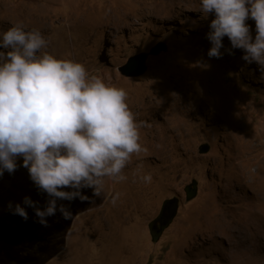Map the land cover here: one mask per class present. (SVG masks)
Here are the masks:
<instances>
[{"label": "rangeland", "instance_id": "obj_1", "mask_svg": "<svg viewBox=\"0 0 264 264\" xmlns=\"http://www.w3.org/2000/svg\"><path fill=\"white\" fill-rule=\"evenodd\" d=\"M213 18L199 0H0V34L18 23L38 29L46 51L127 91L147 149L133 154L126 181L58 199L71 216L57 210L47 226L23 201L44 210L51 197L18 158L0 176V264H264V71L227 37L222 57H208ZM246 23L254 38L255 22ZM144 53L145 74H121ZM147 173L151 183L139 179ZM174 198L177 214L156 224L154 239L150 226ZM17 204L27 220L13 214Z\"/></svg>", "mask_w": 264, "mask_h": 264}, {"label": "clouds", "instance_id": "obj_2", "mask_svg": "<svg viewBox=\"0 0 264 264\" xmlns=\"http://www.w3.org/2000/svg\"><path fill=\"white\" fill-rule=\"evenodd\" d=\"M202 14H212L206 38L208 57L221 58L222 40L245 53L264 71V0H199ZM249 19L255 22L251 35ZM48 41L38 29L22 23L0 34V176L17 169V159L35 186L51 199L44 210L28 197L23 203L35 210L38 222L57 210L71 214L59 200H86L82 189L100 195L105 178L124 182V169L133 154L147 151L140 143L143 122L137 120L125 89L90 74L84 64L59 59L46 51ZM207 67V66H205ZM139 179L151 183L150 173ZM69 188L73 191H64ZM119 193L112 198L115 204ZM8 207L11 209L12 205ZM13 214L27 220L19 204ZM47 264H61L53 256Z\"/></svg>", "mask_w": 264, "mask_h": 264}, {"label": "water", "instance_id": "obj_3", "mask_svg": "<svg viewBox=\"0 0 264 264\" xmlns=\"http://www.w3.org/2000/svg\"><path fill=\"white\" fill-rule=\"evenodd\" d=\"M166 51V47L160 46L154 49L151 52V55H158L161 52ZM148 55L143 54L141 56H137L135 58H132L128 64L120 68V72L122 75L126 77H138L146 73L147 67H146V59ZM194 189H191V186H189L186 190V201L189 202L191 199L196 197L197 195V184L194 182ZM179 206V200L177 198L168 200L164 203L161 211V219H163V227H166L176 216L177 210ZM151 228V234L152 237L155 238L160 233V229L157 228L155 223L150 226ZM162 228V227H161Z\"/></svg>", "mask_w": 264, "mask_h": 264}, {"label": "flooded vegetation", "instance_id": "obj_4", "mask_svg": "<svg viewBox=\"0 0 264 264\" xmlns=\"http://www.w3.org/2000/svg\"><path fill=\"white\" fill-rule=\"evenodd\" d=\"M162 222H163V219H161V214H160L159 217L155 221V225L157 224L159 226L160 224H162Z\"/></svg>", "mask_w": 264, "mask_h": 264}, {"label": "bare ground", "instance_id": "obj_5", "mask_svg": "<svg viewBox=\"0 0 264 264\" xmlns=\"http://www.w3.org/2000/svg\"><path fill=\"white\" fill-rule=\"evenodd\" d=\"M263 172H264V171H263ZM261 180H262L261 182L263 183V186H264L263 178H261ZM262 189H263V188H262ZM259 192H261V190H260ZM260 194H263V195H264V192H263V193L261 192ZM263 198H264V197H263ZM263 208H264V207H263ZM255 213H256V212H255ZM255 216H256V215H255ZM259 217H260V216H259ZM221 225H222V224H221ZM217 226H219V225H217ZM222 227H223V226H222ZM222 227H221V228H222ZM224 228H225V227H223L222 229L224 230ZM222 229H221V230H222ZM219 231H220V230H219ZM221 232H222V231H221ZM210 233H211V232H210Z\"/></svg>", "mask_w": 264, "mask_h": 264}, {"label": "trees", "instance_id": "obj_6", "mask_svg": "<svg viewBox=\"0 0 264 264\" xmlns=\"http://www.w3.org/2000/svg\"><path fill=\"white\" fill-rule=\"evenodd\" d=\"M156 237H157V236H156ZM156 237H155V238H156ZM155 238H154V239H155Z\"/></svg>", "mask_w": 264, "mask_h": 264}]
</instances>
